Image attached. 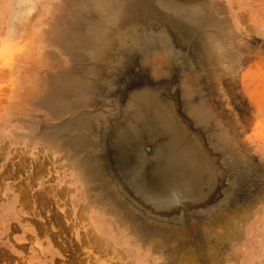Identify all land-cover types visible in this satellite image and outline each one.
Here are the masks:
<instances>
[{
  "label": "rangeland",
  "instance_id": "374dc122",
  "mask_svg": "<svg viewBox=\"0 0 264 264\" xmlns=\"http://www.w3.org/2000/svg\"><path fill=\"white\" fill-rule=\"evenodd\" d=\"M149 2L151 15L195 34L202 57L198 69H176L146 43L137 78L142 66L150 81L166 82L175 106L187 102L185 128L204 139L210 131L216 167L224 151L250 169L240 202L214 194L228 183L215 180L210 207L179 226L170 224L176 211L156 223L123 203L93 154L92 131L122 106L99 99L114 29ZM0 35L27 41L24 55L0 67V264H264V0H0Z\"/></svg>",
  "mask_w": 264,
  "mask_h": 264
},
{
  "label": "bare ground",
  "instance_id": "6f19581e",
  "mask_svg": "<svg viewBox=\"0 0 264 264\" xmlns=\"http://www.w3.org/2000/svg\"><path fill=\"white\" fill-rule=\"evenodd\" d=\"M141 2H142V0H141ZM147 5H148V7H146V9L144 10L143 13L138 14L134 18H127V20L124 22V24H122L120 26L122 29L119 28V26L117 27L118 29H114V30H116V33H117L118 43H116V44L118 47H117V51H115V53H114L113 59L110 61L112 63V66L108 67V73L105 74V78L103 80V85L101 87L102 91L100 92L101 98H99V99L103 100V101H105V100L108 101V99L111 98L113 101L115 99H118L121 96V93H123L124 91H126L128 89V93L131 96V99H130V97H129V99L132 103H130L128 105V106H130V108H129V110L127 109V111H125V112H127L126 113L127 119L132 120L133 124L131 123V126H127L126 129L127 130L133 129L134 134H136V133H142V134L141 135L139 134L138 136H135V138H134L131 136V133L129 134V132L126 129H123L120 131V134L118 135L119 139L117 140V142H115V144L121 153L120 159H121V167H122L123 172H125V171L130 172V174L132 175L133 181H135V183L139 186V188L142 190V193H144L145 191H153V190L157 191V190L166 189L169 186L170 181H173V182H175V181L189 182L188 185L191 187V189H195V188H198L200 186V183H202L204 181V179H201V178L205 177L204 175L206 174V172L209 171V173L207 174V176L209 175L208 179H210V177L213 176V175H211L213 173V170H214L213 169V166H214L213 154L210 155V153L203 152V150L200 147V144H198L199 142L197 140L198 139L197 136H195L193 134V137L190 138L189 135H191V134H188V132L185 130L186 129L185 126L182 127L180 125V123H181L180 121H179L180 122L179 123V122H176L177 120L175 118H171V114L174 113L173 109H172V108H174L173 107L174 104H173L172 100L170 101V106H166V107H162L160 103H157L156 99H158V95L156 94L155 91L157 89L158 83L150 81L147 77L146 71L139 72V75H138L139 78H137L136 74L133 71V66L136 65V62H137L136 60H137L138 56H140L141 53L146 51V49H147L145 46L146 43L148 44V48H150L151 46L159 47L165 53H167L169 58H171V60H172V64H173L174 68H176V69L183 68V67H185V68L191 67L194 69L195 67H193V65H196V67L198 69L199 68L198 65L201 61L202 55L198 54L199 50H198L197 46H195V44H194L195 34H190L187 31L179 28L178 26H176L171 21V19H168V18L164 19V18L157 17L155 15L154 16L151 15L150 14L151 7L154 8V6L152 5V2L147 3ZM102 6L103 7L105 6L106 9L111 8L110 2H108L105 5H103V3H102ZM130 7H132V6L130 5ZM99 8L102 9L101 7H99ZM180 11H179V13H180ZM110 48H112V47H110ZM192 48L197 51L196 52L198 54V55H196L197 57H195V55L192 51ZM87 51H90V50H87ZM106 51H107V49H106ZM107 52H109V51H107ZM216 54L218 57V53H216ZM92 56H93V54H92ZM105 56L107 58V55H105ZM108 56H110V55H108ZM103 61H104V59H103ZM108 65H110V64H108ZM105 71H107V70H105ZM109 77H111V79H113V81H112V84L108 87V90H106L105 88H107V86H108L107 81H108ZM105 91H107V92H105ZM101 94H103V95H101ZM118 102L119 101H117V103ZM99 103H100V101H99ZM176 103H178V102H176ZM119 106H120V104H119ZM114 110L115 109H113V111H111V112H114ZM110 114L108 115V118H109ZM169 115H170L171 119H168ZM150 116L153 118H150ZM146 117H147V122L145 121ZM105 121L108 122V119H105L104 122ZM101 122H102V120H101ZM97 125H96V127H97ZM183 128H184V131H183ZM166 132L169 136L165 135L164 138L165 139L169 138V139L165 140L166 141L165 142V141H163L162 135L166 134ZM142 136L149 138L150 142H152V143L154 141H156L155 144H157V149H153L152 150L153 154H151V157L154 158V160L151 161L150 159H148L149 165H148L147 169H144V168L140 169V167H134L133 158L135 159V153L131 152L132 143L135 141L134 147L137 148V145L141 144V142H142L141 141ZM177 140H179V141L181 140L182 142L186 143V146H187L186 152L183 153L182 151H179V149H180L179 145L176 144L178 142ZM92 141L94 142V140H92ZM118 141L120 142V144ZM76 142H78V140ZM76 142H75V145H76ZM53 150L55 151V149H53ZM77 150H78V148H77ZM218 151H220V150H218ZM216 154H218V152ZM81 159H79V160H81ZM239 161L242 162L241 158ZM79 167H77V168H79ZM85 181H86V179H85ZM110 185H112V184H110ZM212 186H213V181L210 182V187H212ZM213 188H216V186ZM118 197H119V195H118ZM200 199H202V198H200ZM120 200H121V198H120ZM134 209L135 208H133V210ZM208 213H206V214H208ZM205 216H207V215H205ZM205 218L207 219V217H205ZM94 219L96 221V224L98 222L100 226L101 225L103 226L107 223L105 220V216L101 213L96 214L94 216ZM145 219L148 220L147 218H145ZM136 223H138V222L136 221ZM175 226H177V225H175ZM178 226H179V224H178ZM180 226L183 227L184 225L182 224ZM108 228H109V225H107V229ZM95 230H96L95 228L89 227L88 232L87 231L86 232L89 234L91 241L95 240V241H100L101 243H103L104 241L101 239L102 236L100 237ZM182 234H184V232ZM193 237H194V235H193ZM197 251L198 250H196V252ZM183 258H184V256H183ZM181 260H183V259H181Z\"/></svg>",
  "mask_w": 264,
  "mask_h": 264
},
{
  "label": "water",
  "instance_id": "95a60500",
  "mask_svg": "<svg viewBox=\"0 0 264 264\" xmlns=\"http://www.w3.org/2000/svg\"><path fill=\"white\" fill-rule=\"evenodd\" d=\"M157 13L160 17L163 14L161 11H158ZM171 21L175 23L176 26L181 27V25L174 22V20ZM193 67H195L194 69L197 68L196 65H193ZM138 69H140L142 72L145 71L142 66H138ZM112 81L113 79L109 77L107 81L108 86L107 88H105L106 90H108V87L112 84ZM166 85V82H158L157 89L155 91L158 95V99H156L157 103H160L162 107L170 106L171 101V94L167 90ZM101 91L102 89L100 90V92ZM129 97L131 99V96L128 93L127 89L126 91L121 93V96L118 99L113 100L116 102L121 101L122 103V106L118 108L117 114L109 118L107 124L104 127H99L93 130L94 136L96 135V140H94L95 146L93 154L97 159L101 174L106 182L113 185L115 193L121 196L124 203L130 204L133 208L142 213L143 216L156 223H164L166 219L168 220L169 213L172 211H176V217L170 220V224L173 225L174 223L179 224L183 222L190 216L195 217L197 220L200 219V214L210 207L209 204L211 200H213L216 196L214 194L218 192L219 194H222L225 202H230L232 204L240 202L242 198L246 197L249 194V167L240 162L234 155L225 156V154L223 153L221 157V159H223L222 163L218 167H216L215 165L213 166L214 170L211 174L213 176L208 179L209 175L207 176V174L209 173V171L206 172V174L204 175L205 177L201 178L204 179V181L200 183V186L198 185V188L191 189V187L188 185L189 182L170 181L169 186L166 189L157 191H145L144 193H142V190L135 183V181H133L130 172H123L120 159L121 153L115 144V142H117V140L119 139L118 135L120 134V131L126 129L127 126H131V123L133 124L132 120L127 119V112H125L127 111V109L129 110L130 106L128 105L132 103ZM186 103L187 102L177 103V106L174 105V108H172L174 113L171 114V118H175L177 120L176 122L180 121L181 123H179L182 127L186 126L182 120V115L185 110ZM150 118L153 117L150 116ZM171 118L169 115L168 119ZM145 121L147 122V117L145 118ZM185 130L187 131V129ZM127 131L129 132V134L131 133V136L134 138L135 136L142 134H134L133 129H128ZM201 133L204 132H201L199 130L194 132V135L198 138V144H200L203 152L210 153L211 155V150L207 147V145L211 143L210 139H208V137H211V133L210 131H207L205 139L202 136L203 134ZM165 135L169 136L167 132L166 134L162 135L163 141L169 139H165ZM144 137H140L142 142L141 144L137 145V148L134 147L135 141L131 145V152L135 153V159L133 158L134 167H140V169L148 168V159H150L151 161L154 160V158L151 157V154H153L152 150L157 149V144H155L156 141L152 143L150 142L149 138ZM189 137L192 138L193 135L191 134L189 135ZM177 141L178 142L176 144L179 145V151H182L183 153L186 152V143L182 142L181 140ZM215 180L217 181V183L220 180H228L226 189L224 191L218 190L213 195L211 194L210 196H207V194L212 191L211 189L215 185ZM211 181H213L212 187H210ZM200 198H206V200L198 202ZM165 223L169 222L166 221Z\"/></svg>",
  "mask_w": 264,
  "mask_h": 264
},
{
  "label": "clouds",
  "instance_id": "9594fccd",
  "mask_svg": "<svg viewBox=\"0 0 264 264\" xmlns=\"http://www.w3.org/2000/svg\"><path fill=\"white\" fill-rule=\"evenodd\" d=\"M9 5H5L7 9ZM27 41L17 39L6 43V36L0 35V67L7 68L15 63L17 56H22L26 52Z\"/></svg>",
  "mask_w": 264,
  "mask_h": 264
}]
</instances>
